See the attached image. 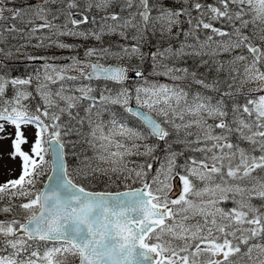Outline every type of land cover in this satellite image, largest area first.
<instances>
[{"label": "snow or ice", "instance_id": "1", "mask_svg": "<svg viewBox=\"0 0 264 264\" xmlns=\"http://www.w3.org/2000/svg\"><path fill=\"white\" fill-rule=\"evenodd\" d=\"M4 155L0 264H264V0H0Z\"/></svg>", "mask_w": 264, "mask_h": 264}, {"label": "rangeland", "instance_id": "2", "mask_svg": "<svg viewBox=\"0 0 264 264\" xmlns=\"http://www.w3.org/2000/svg\"><path fill=\"white\" fill-rule=\"evenodd\" d=\"M61 39L66 43H72V44L83 43L82 41L74 40V39L69 38V37H61ZM33 43H35V41H33ZM91 43H92L91 41L88 42V44H91ZM28 51L33 52V51H37V50H33L30 48V49H28ZM38 54H40V55H58L61 57L80 55L81 57H83V48H80L78 52H70L67 50L58 51L56 49H48V50L40 49V50H38ZM51 63L59 65V64L70 63V61L67 59H59V60L51 61ZM35 68H37V66ZM13 75H22V74L15 73V71H14ZM29 138L32 139L31 130L29 133ZM3 151H4V153H7L10 151V148H9L7 143H5V145L3 147ZM20 171H21V169H20L19 159L11 160L7 155H4L3 159H0V183H4L6 180L18 178V176L20 175Z\"/></svg>", "mask_w": 264, "mask_h": 264}, {"label": "bare ground", "instance_id": "3", "mask_svg": "<svg viewBox=\"0 0 264 264\" xmlns=\"http://www.w3.org/2000/svg\"><path fill=\"white\" fill-rule=\"evenodd\" d=\"M25 66V65H24ZM36 67V65H33V64H28L27 65V68H28V71L34 69ZM15 68H16V72H18L21 68H22V64L21 63H17L15 65ZM38 68V67H37Z\"/></svg>", "mask_w": 264, "mask_h": 264}, {"label": "trees", "instance_id": "4", "mask_svg": "<svg viewBox=\"0 0 264 264\" xmlns=\"http://www.w3.org/2000/svg\"><path fill=\"white\" fill-rule=\"evenodd\" d=\"M208 2H213V0H208ZM70 161V160H69ZM121 187L123 185H120ZM93 189H104L102 185H97L96 187H94ZM6 202V201H5Z\"/></svg>", "mask_w": 264, "mask_h": 264}]
</instances>
